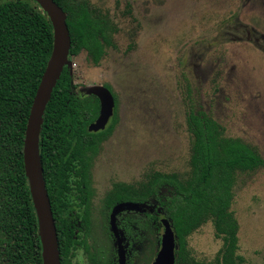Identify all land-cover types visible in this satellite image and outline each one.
Here are the masks:
<instances>
[{
	"label": "rangeland",
	"instance_id": "rangeland-1",
	"mask_svg": "<svg viewBox=\"0 0 264 264\" xmlns=\"http://www.w3.org/2000/svg\"><path fill=\"white\" fill-rule=\"evenodd\" d=\"M90 2L117 28L99 65L85 52L67 59L78 97L106 86L116 99L118 123L90 171L98 221L114 183L139 184L155 172L188 177L190 107L264 159V0ZM233 195L238 254L264 264V167L237 173ZM221 246L210 222L187 239L201 263L214 264Z\"/></svg>",
	"mask_w": 264,
	"mask_h": 264
},
{
	"label": "trees",
	"instance_id": "trees-1",
	"mask_svg": "<svg viewBox=\"0 0 264 264\" xmlns=\"http://www.w3.org/2000/svg\"><path fill=\"white\" fill-rule=\"evenodd\" d=\"M53 1L66 14L69 56L85 52L93 65H99L106 48L114 47L117 28L90 0ZM53 42L52 23L39 4L0 0V264H42L38 223L24 172L23 141ZM98 114V99L78 97L72 72L64 67L39 136L43 179L57 236L70 196L80 191L82 195L76 197L81 202L91 196L93 162L118 123L115 113L104 130L89 132ZM186 123L190 173L185 180L177 174L155 172L139 184L114 183L103 203L108 210L122 203L141 206L140 212L127 215L124 221H134L137 233L139 229L144 232L146 264L159 247L163 218L175 233V264H206L190 256L187 239L207 222L222 241L214 264H244L238 254L239 227L231 212L233 187L237 173L264 167V159L239 139L225 137L223 127L202 109L190 107ZM84 212L88 215L87 208ZM115 228L124 226L119 223ZM124 229L129 231V227Z\"/></svg>",
	"mask_w": 264,
	"mask_h": 264
},
{
	"label": "water",
	"instance_id": "water-1",
	"mask_svg": "<svg viewBox=\"0 0 264 264\" xmlns=\"http://www.w3.org/2000/svg\"><path fill=\"white\" fill-rule=\"evenodd\" d=\"M47 13L54 31V42L50 58L36 90L30 108L23 141V165L28 181L30 195L38 223V235L41 243L42 264H60L59 247L55 222L49 197L43 179V170L39 155V136L42 119L52 91L60 78L64 67H69L71 40L66 24V14L53 0H33ZM71 70V69H70ZM86 96H94L99 101V114L95 122L88 126L89 132L105 129L113 116L115 107L111 92L104 86H92L86 90ZM136 204H117L112 210L113 222L116 214L124 210L139 211ZM163 232L160 235V248L153 264H175L176 238L169 221L161 220ZM113 229L115 225L113 223Z\"/></svg>",
	"mask_w": 264,
	"mask_h": 264
},
{
	"label": "flooded vegetation",
	"instance_id": "flooded-vegetation-1",
	"mask_svg": "<svg viewBox=\"0 0 264 264\" xmlns=\"http://www.w3.org/2000/svg\"><path fill=\"white\" fill-rule=\"evenodd\" d=\"M101 14L110 19L108 14ZM110 21L112 22L111 19ZM113 25L115 26L114 23ZM244 29L246 32L248 31L247 28ZM112 96L115 102L113 115L115 113L117 115L116 99L113 94ZM91 180L90 175V182ZM90 186L91 196L86 201V198H84V203L81 202L79 197H76L82 195L80 191H76L74 193L75 197L70 196L65 209L62 211L63 225L60 228L59 236H57L60 264H146L144 232L138 228L139 233H137L134 221H124L127 215L137 214L136 210H124V212L116 214L114 217L115 222H113L112 210L115 206L110 210L106 209L103 197L100 207L101 216L98 221L93 212L95 197L92 182ZM86 208L88 215L84 212ZM122 215H124V218L118 222V219L121 220ZM113 223L114 225L120 223L124 228L129 227V231L124 228L113 229ZM98 228L101 230V234L98 233ZM159 248L160 241L156 254ZM155 256L149 264H153Z\"/></svg>",
	"mask_w": 264,
	"mask_h": 264
}]
</instances>
